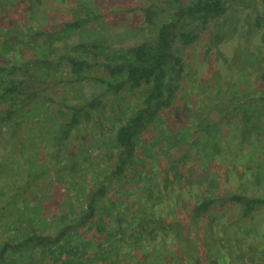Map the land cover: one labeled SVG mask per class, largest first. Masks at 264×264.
<instances>
[{"label": "trees", "instance_id": "16d2710c", "mask_svg": "<svg viewBox=\"0 0 264 264\" xmlns=\"http://www.w3.org/2000/svg\"><path fill=\"white\" fill-rule=\"evenodd\" d=\"M228 2L166 0L173 8L162 21L149 6L144 26L151 31L142 29L146 38L134 48L112 50L96 39L56 50V41L67 33L104 18L102 10L77 8L72 16L65 11L68 0H0V264L250 263L238 254L232 261V252L220 251L218 244L213 250L212 241L198 238L196 228H209L204 219L217 199L200 195L185 209L190 214L185 223L158 212L155 204L171 203L172 189L198 178L203 167L201 174L210 173L212 143L205 144L206 131L244 126V142L255 152L259 145L247 132L264 136V66L253 71L246 64V53L256 63L260 50L239 44V62L203 83L188 69L185 53L193 43L202 44V63L220 46ZM38 8L73 20L57 29L39 27ZM213 25L219 28L212 35ZM254 29L264 31V10ZM94 81L107 86L105 94L138 93L141 104L127 106L130 116L113 108V131L106 127L110 117L104 119L106 96L81 97ZM170 112L184 127L171 126ZM152 127L159 134L150 132L149 138ZM172 139L179 157L167 153L165 143ZM223 140L220 135L215 143L217 155L231 150L232 163L244 161L235 157L238 137ZM191 147L203 152L194 157ZM138 194L146 206L139 215ZM232 200L246 217L264 206V197ZM176 201V212H183ZM199 232L211 234L201 227ZM261 259L264 264V251Z\"/></svg>", "mask_w": 264, "mask_h": 264}, {"label": "rangeland", "instance_id": "374dc122", "mask_svg": "<svg viewBox=\"0 0 264 264\" xmlns=\"http://www.w3.org/2000/svg\"><path fill=\"white\" fill-rule=\"evenodd\" d=\"M165 1L166 0H68L65 11L71 13L72 16V11H75L77 8L89 10L96 8L100 11L102 10L105 17L101 18L99 22L90 24L81 32L78 31L72 34L67 33L63 39H58L55 43L56 50H63L66 46H73L80 42H95L96 39L102 41L101 43H103V45L105 44L107 48L111 47L112 50L113 48H134L141 44L146 38V34L142 32V29H145L147 32L151 31V29L148 30L147 26H144L146 22L144 9L149 6L154 8L162 15L160 19L157 18V20H165V17L170 15L171 9L173 8L171 5L166 4ZM253 1L254 2L250 0H229L228 5H226L228 7V13L226 18L220 21L221 24L219 25L223 32L219 34L221 38L216 42L220 46L215 48L214 51L212 50L213 52L208 55L209 59L207 58L208 60H205L206 62L202 63L201 59L198 62V57L202 49V44L200 42L193 43L194 45L192 44L193 46L186 51V56L189 55L186 59L188 69L197 82L203 83L211 79L217 71L224 70V67L228 64L232 66L238 63L239 44L244 45L245 50L254 49L255 52L259 50L262 52L261 54H259V52L256 53L258 59L256 63H250L249 58L251 57V53H246L248 55L247 66L250 64L248 67H252L253 71L254 67H257L259 69L258 71H261V68L264 66V51L260 48L264 46V31H255L254 23L256 16L264 10V2L263 0ZM114 6H124L125 10H121L122 12L118 11V9L115 10L113 8ZM255 6L257 8H255ZM257 11L259 12L257 13ZM49 12L53 14L48 16V14L40 12L38 8L37 19H40V23L37 25L39 27L57 29L62 26L67 19H70V21L73 20L71 16L64 15L59 11L55 12V10H52ZM219 27L213 25L209 27L208 31L210 34L212 33V35L216 34L217 28ZM206 33L207 32L201 34L203 38L207 37L208 34ZM247 37H249V39H247ZM242 39L243 41L240 42L239 40ZM257 45L260 48L257 49ZM242 55H245L244 51ZM236 68L237 66L231 69ZM233 75L234 74H231L229 78L233 77ZM256 77H258V75H256ZM260 87H262V85L258 86V88ZM106 90V85L94 81L88 84L86 89L83 88L81 97L84 98L85 95L89 96L91 94L106 96L104 98V111L107 110V113L104 114V119L110 117V120H108L109 118L106 120V127L113 131L116 128L115 123L117 122V120H115L116 114L114 115L112 112L113 108H117L123 117H128L131 115V111L129 112L127 106L141 104V101L137 100L138 93L128 94L123 91L119 94H111V92L105 94ZM77 99L81 101L80 97ZM137 105H135V107H137ZM169 114L171 115V112ZM175 114L176 113H172L171 117H167L169 118V123L172 124L171 126L174 125V129L184 127V125L181 126L178 119L179 117L175 116ZM166 127L172 132V127L169 125ZM233 130L237 132L231 134ZM254 131H248L247 133L251 134L249 139L255 141L259 145L256 152L255 149L251 148V145L249 146L247 142H244V126L239 129L237 126L229 128V125H223L213 132L206 131L204 134V142L205 144L212 143L211 150L210 148L208 150L213 155L210 159H207L211 160V163L208 165L210 173L208 175L206 173L203 175L201 173L206 170V168L203 167L201 171L199 169L200 174H198V178L190 179L188 183H186L187 180L184 181V183L181 182L178 187L172 189L174 200L171 203L164 199L166 205L162 204L161 201L155 204H157L156 210L158 212L164 213V211H166L168 216L175 217V219H179L181 222L185 223L190 215L185 209L192 208L196 198L201 195L217 199L219 202L217 204L215 203L216 205L211 213L204 219L205 222L209 223V228L199 224L203 230H209L211 234L206 236L200 234V227H198L196 228L198 238L212 241L214 243L211 247L213 250H215L216 244H218V246L222 248L220 251L227 250V252H232V254L228 253L229 258H232L233 254H238L244 257L243 262H250L248 264H263L261 262V257L264 251V206L258 207L250 216L246 217L244 216L243 206L237 201L232 200L234 195H244L247 198L264 197V136H256L253 133ZM150 132H153L154 135L159 134L158 131H155L152 127L148 132L149 138L151 137ZM220 135L224 137L223 142L225 144H227L226 140L228 141V139L234 135L238 137L242 147L237 143L238 147L236 146L237 150H235L234 153L235 157L239 156V158L244 161L239 160L241 162L232 163L231 160L228 159L229 156H232V154L229 155L231 150L222 152L221 149L220 152L222 153L217 155L215 143ZM176 143L177 140L172 139L165 143V147L169 149L167 153H171L172 151L175 157H179L180 155L175 149ZM232 143L235 144L236 142L233 141ZM190 149L194 157L199 155V152H203L202 148L201 151H199L200 149L196 150L194 147ZM249 154H252L251 158L253 159L246 161L249 160ZM164 155L166 154H163V156ZM187 162L190 163V161ZM146 185L149 186L150 184L146 183ZM182 185H185V195L182 191L184 189ZM153 193L154 192H152V194ZM138 195L141 200H139V197H136V202H138L139 205V215L140 211L146 209V206L143 204L144 196L142 194ZM176 199L180 200L179 205L183 206V212H176L175 203H178ZM181 206L178 208H182ZM134 207L136 208L135 205ZM173 224L176 226L178 222L174 221ZM195 240L196 238L193 239V241ZM232 261H234L233 258ZM119 263L120 260L117 264ZM123 263L132 264L130 261L122 262V264ZM219 264H224V262L220 261Z\"/></svg>", "mask_w": 264, "mask_h": 264}]
</instances>
